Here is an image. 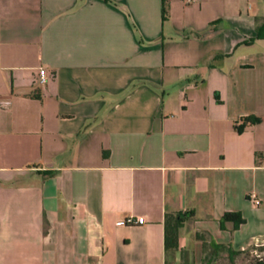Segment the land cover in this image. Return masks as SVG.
Wrapping results in <instances>:
<instances>
[{"label":"crops","instance_id":"obj_1","mask_svg":"<svg viewBox=\"0 0 264 264\" xmlns=\"http://www.w3.org/2000/svg\"><path fill=\"white\" fill-rule=\"evenodd\" d=\"M263 19L264 0H0V264H196L264 237Z\"/></svg>","mask_w":264,"mask_h":264},{"label":"rangeland","instance_id":"obj_2","mask_svg":"<svg viewBox=\"0 0 264 264\" xmlns=\"http://www.w3.org/2000/svg\"><path fill=\"white\" fill-rule=\"evenodd\" d=\"M261 239L253 241L249 247L233 256L229 255L226 249L215 251L208 244L203 245L202 255L199 259L197 257L196 264H256L258 262L264 264V240ZM191 263H195L194 256H185L180 264Z\"/></svg>","mask_w":264,"mask_h":264},{"label":"trees","instance_id":"obj_3","mask_svg":"<svg viewBox=\"0 0 264 264\" xmlns=\"http://www.w3.org/2000/svg\"><path fill=\"white\" fill-rule=\"evenodd\" d=\"M162 16H163V18H166V16H167V5H166L165 1H163V4H162ZM263 35H264V19H263L262 23L257 26V37H260V36H263ZM257 121H258V118H256V117H253L251 115L246 116V117L243 118L242 124L237 126V129L239 131H241L245 124H247V123H255ZM226 221H232L233 228H238V226L242 222H244V219L241 217L239 212H225L220 218V226L222 228L224 227V223ZM174 236H176V234ZM170 241L171 240H170V236H169L168 230H166L165 242H166V246L167 247L174 245V244L170 245V243H171ZM203 244L206 246V243L203 242ZM208 245H210L211 248L214 249L215 251H217L219 249H224L223 245H214V243H212V241H210ZM242 251L243 250H241V251L227 250V252L231 256H233L235 254H238V253H240ZM191 264H193V263H191ZM256 264H262V262H258Z\"/></svg>","mask_w":264,"mask_h":264},{"label":"built area","instance_id":"obj_4","mask_svg":"<svg viewBox=\"0 0 264 264\" xmlns=\"http://www.w3.org/2000/svg\"><path fill=\"white\" fill-rule=\"evenodd\" d=\"M186 3H191L194 0H184ZM47 80V75L46 71L44 68L40 67L39 72H38V78H37V83L39 85H44ZM4 104H9L8 101H4ZM255 203H259L258 200L254 199ZM144 223V217L142 216H135V215H127L123 219L117 222V225H134V224H142ZM259 239H255L254 241H258ZM261 240H264V237H262Z\"/></svg>","mask_w":264,"mask_h":264}]
</instances>
